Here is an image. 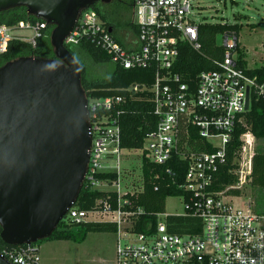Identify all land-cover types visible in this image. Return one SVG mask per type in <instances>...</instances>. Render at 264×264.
Returning a JSON list of instances; mask_svg holds the SVG:
<instances>
[{"label":"built area","instance_id":"built-area-1","mask_svg":"<svg viewBox=\"0 0 264 264\" xmlns=\"http://www.w3.org/2000/svg\"><path fill=\"white\" fill-rule=\"evenodd\" d=\"M193 2L133 0L131 27L124 32L130 48L113 36L92 7L80 13L64 41L65 47L89 41L114 66L151 69L154 74L150 85L126 89V93H149L157 117L155 130L146 135L139 149L121 147L123 96L86 97L91 146L84 184L104 196L87 210L73 204L63 220L71 225L115 224V264H264V205L258 206L241 192L230 193L251 183L256 139L248 129L238 137L239 145L228 157L234 127L243 124L246 93L250 109L252 95L264 98V84L238 66L237 49L241 48L229 31L219 34L222 44H216L223 48V59L215 62V70L201 72L192 83L174 72L180 45L200 49L198 28L202 23L194 19L197 7ZM50 32L51 27L41 20L10 25L0 22V56L13 41L35 48ZM125 151L140 152L139 175L122 166L129 156ZM174 160L186 165L184 181L178 186L187 195L181 196L184 213H159L154 227L146 223L144 231H136L144 210L133 207L130 197L143 191V162L164 166ZM225 167L236 181L217 190ZM100 173H114L116 179L98 180ZM167 173H171L169 168ZM234 199L246 200L236 206ZM171 216L196 220L187 227L193 233L169 232L167 218ZM0 255L11 264H40L36 244L9 246Z\"/></svg>","mask_w":264,"mask_h":264},{"label":"water","instance_id":"water-1","mask_svg":"<svg viewBox=\"0 0 264 264\" xmlns=\"http://www.w3.org/2000/svg\"><path fill=\"white\" fill-rule=\"evenodd\" d=\"M112 1L0 0V13L24 8L51 27L53 55L0 67V239L6 245L49 238L77 201L91 139L81 72L64 41L83 10ZM248 106L247 92L246 112ZM0 264L11 263L0 255Z\"/></svg>","mask_w":264,"mask_h":264},{"label":"trees","instance_id":"trees-1","mask_svg":"<svg viewBox=\"0 0 264 264\" xmlns=\"http://www.w3.org/2000/svg\"><path fill=\"white\" fill-rule=\"evenodd\" d=\"M125 5L126 16L124 17L122 5ZM133 0L123 2V0H113L109 4L97 3L92 9L104 22L106 27L112 30L119 26L131 27ZM99 6H103L100 8ZM127 10L131 11V15ZM36 21L35 17L27 16L24 8L10 9L0 13V22L7 25L14 24L24 20ZM233 32L237 37L239 26L236 24L222 23H202L198 28V42L200 49L193 50L187 44L179 46V55L174 63L173 70L182 77L184 82L195 81L198 74L203 71H212L216 69L215 62L223 59V48L216 44V36L223 32ZM117 40L122 43V40ZM68 51L73 56L81 72V86L87 98H103L107 96L120 95L126 100L122 105V113L119 118L121 129V147L126 149H139L147 134L153 132L156 128L157 117L153 113V107L150 102L151 95L140 92L126 93V89L135 84L150 85L154 80V74L151 69L126 70L112 64V70L105 78H99L88 70L87 61L98 66L111 64L110 58L99 48L89 41H81L76 46H67ZM238 66L245 69L249 77H255L257 83L264 84V64L257 69H247L244 60L245 53L242 49H237ZM20 57H39L52 58V48L49 44V38L38 41V45L33 48L30 45L13 41L8 45L6 53L0 56V67L5 63L18 59ZM243 124L237 123L234 127L233 138L228 157L231 158V151L238 147V137L247 129L253 134L256 141H264V98L251 96L250 109L243 114ZM227 167V166H226ZM226 167L222 169L219 178L217 190H222L226 186L236 181V178L226 172ZM171 173H167V169ZM186 165L181 161H172L168 165L155 166L147 162L142 164L143 191L137 195L131 196V205L141 207L144 214L139 217L136 231H144L145 224L150 223L153 227L156 223V215L164 213L165 200L169 197L186 196L185 192L178 188L184 181ZM96 179L115 180L114 173H100ZM251 188H257L262 194V200L257 202L258 206L264 205V151L255 149L252 160ZM232 194H240L238 190L230 191ZM104 194L98 191H90L86 184L78 195L76 205L83 210L91 208L96 200L103 197ZM191 223L196 220L185 219L178 216L167 218L168 231L176 234L193 233L187 230ZM1 232V229H0ZM115 233L116 225L107 222L82 223L79 225L66 224L62 220L52 235L43 241H72L82 243L89 233ZM39 241L36 245L39 247ZM9 248V245L3 243L0 239V253L3 249Z\"/></svg>","mask_w":264,"mask_h":264},{"label":"rangeland","instance_id":"rangeland-1","mask_svg":"<svg viewBox=\"0 0 264 264\" xmlns=\"http://www.w3.org/2000/svg\"><path fill=\"white\" fill-rule=\"evenodd\" d=\"M128 0H123V2ZM194 19L197 23L236 24L239 26L237 35L238 46L245 53L244 60L248 69H257L264 64V0H194ZM124 17L125 5L121 4ZM102 8L103 6H99ZM131 15V11L127 10ZM126 26L115 29L113 36L130 44L124 39ZM23 33V32H21ZM31 33H28L30 36ZM126 42V43H125ZM216 43L222 44L221 35L216 36ZM90 73L105 78L112 70V64L98 66L87 61ZM255 149L264 151V141H256ZM123 167L130 168L140 174V152L125 151ZM128 180H132L131 177ZM242 195L257 203L262 200L259 189L244 187ZM246 199H234L233 204L242 206ZM166 215L184 213L181 197H169L165 200ZM117 233H89L82 243L72 241H43L39 243L40 264H115V245Z\"/></svg>","mask_w":264,"mask_h":264},{"label":"flooded vegetation","instance_id":"flooded-vegetation-1","mask_svg":"<svg viewBox=\"0 0 264 264\" xmlns=\"http://www.w3.org/2000/svg\"><path fill=\"white\" fill-rule=\"evenodd\" d=\"M132 10H133V4H132ZM132 19V18H131ZM124 39L128 42V38L127 37H124Z\"/></svg>","mask_w":264,"mask_h":264},{"label":"crops","instance_id":"crops-1","mask_svg":"<svg viewBox=\"0 0 264 264\" xmlns=\"http://www.w3.org/2000/svg\"><path fill=\"white\" fill-rule=\"evenodd\" d=\"M128 28V27H127ZM40 252V251H39Z\"/></svg>","mask_w":264,"mask_h":264}]
</instances>
